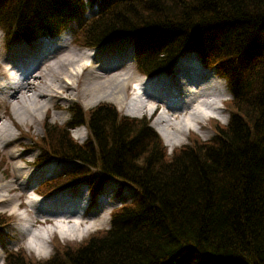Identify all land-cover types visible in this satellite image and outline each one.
Returning <instances> with one entry per match:
<instances>
[{
	"label": "trees",
	"instance_id": "16d2710c",
	"mask_svg": "<svg viewBox=\"0 0 264 264\" xmlns=\"http://www.w3.org/2000/svg\"><path fill=\"white\" fill-rule=\"evenodd\" d=\"M94 1L100 15L85 20L83 0H0V27L9 38L71 28L88 47L133 33L149 73L198 49L228 80L232 116L211 140L194 136L170 155L146 119L74 105L68 126L47 124L38 140L41 160L78 163L55 186L84 180L97 190L115 176L140 197L83 244L43 262L12 252L7 264H264V0ZM82 124L90 136L80 144L69 130Z\"/></svg>",
	"mask_w": 264,
	"mask_h": 264
},
{
	"label": "bare ground",
	"instance_id": "6f19581e",
	"mask_svg": "<svg viewBox=\"0 0 264 264\" xmlns=\"http://www.w3.org/2000/svg\"><path fill=\"white\" fill-rule=\"evenodd\" d=\"M69 7L71 8L69 14L73 16L76 12L75 3L72 1ZM156 40L157 38H154L152 41ZM149 43L150 41L147 44ZM36 52L39 53V50ZM96 54L97 52L68 48L55 56L53 62L43 58H35L36 55L33 54L32 63L34 66L30 63L24 67L25 69L15 65L29 58H24V55L15 58L4 54V59L0 60L2 96L11 92L8 99L15 102L13 105L14 115L19 121L26 118V121H33V119L39 121L41 116H38L42 113L43 108L47 109L53 99L56 101L59 97H67L68 93L77 91L84 78V85L80 92L83 95H91L93 103L104 100L112 101L131 116H140L147 111H152L155 106L159 107L156 113H158L161 123H166V127L165 125L158 126V131L168 144H177L190 129L199 131L200 129L195 125L206 121L211 113L218 119H225L221 112L214 113V106L223 99V93L216 84L218 75L215 74L214 69L201 70L202 68L195 59L188 61L184 59L178 63V67L188 65V75L192 76H186L189 81L180 83L181 90L177 89L173 92L170 84L163 81L145 82L148 83V88L142 90L141 105L126 108L125 92L130 83L136 79L134 72L118 70L120 67L118 63L121 61L120 56L114 58L113 63L108 64L105 60L108 59V55H103L97 59ZM35 64L40 68L30 69L35 67ZM23 75H28L29 81L23 80ZM41 82L45 83L39 87V90H36ZM30 92L35 93L33 100L30 97L28 100L26 99V95ZM23 97L25 99L20 101ZM0 99L2 98L0 97ZM39 99H42V105L38 103ZM55 104L57 103L55 102ZM89 105L91 106V102ZM173 117L178 118L176 127H172L170 123V119ZM2 125L0 126V149L4 145L12 144L11 140L15 138V133L5 129L4 123ZM54 166L56 165L52 163L45 168L27 169L24 165L17 164L15 167L19 173L16 179L9 183H0V209L7 208L12 213H17L18 210L28 207L25 210V220L30 224L28 235L36 245L33 246L31 243L29 246L27 244V247L34 248L33 250L40 256L45 255L44 248L48 252L47 236L50 237L54 232L58 233L59 231L65 238H74L97 228V216L86 217L82 212L83 207L78 204L76 199H73L74 195L71 194V191L65 194L62 192L44 200L22 201L27 191L40 181L39 178L42 173ZM35 205L39 206L41 210L29 208H34ZM102 211L103 218L107 219L108 207L102 208ZM57 219H61L64 224L56 226L54 221ZM87 222L89 223L84 226ZM37 226H46V228L36 234ZM38 238L42 239L43 242H38ZM0 261L2 262L1 258Z\"/></svg>",
	"mask_w": 264,
	"mask_h": 264
},
{
	"label": "rangeland",
	"instance_id": "374dc122",
	"mask_svg": "<svg viewBox=\"0 0 264 264\" xmlns=\"http://www.w3.org/2000/svg\"><path fill=\"white\" fill-rule=\"evenodd\" d=\"M73 36L71 34H63L61 37L59 38H54V39H48V38H41L38 41H36L35 43L32 44L33 48H36L38 46L41 47H45L43 54L45 55L50 61L53 62V59L55 58V56H58L60 52H63V50H66L68 48H77L78 46H76V44L73 42ZM75 44V45H74ZM79 48V47H78ZM77 48V49H78ZM113 49V48H111ZM81 51H85L84 48H80ZM123 51L121 52L118 49H114V52H118L119 54H122V56L126 53V49H122ZM25 51V48H19L18 46L16 48L12 47V48H8V45H6L5 42V35L4 32L2 30H0V60L4 59V54L5 55H14L15 58H18V55L23 54ZM58 53V54H57ZM100 55L101 54H108L106 52L100 53L98 52ZM3 54V55H2ZM99 54L96 55V58H98ZM126 61L124 62V66L131 69L129 64H125ZM133 65V69H134V63H132ZM0 67H1V63H0ZM1 74V72H0ZM84 81V78L82 79ZM81 81L79 84V87L77 89V91H73L68 93L67 97H59L56 101L53 99L52 102L49 104V107L47 109L43 108L42 113L38 116H41V119L39 121H37L36 119H33V121H26V119H24L23 121H19V119L16 117V115H14V110H13V105L15 102H12L10 99H8L7 101L9 102V106L8 105H1L0 104V126H3L2 124L4 123L6 125L5 129L9 130V131H13L15 133V138H13V140H11L12 144H7V146L1 147L0 149V156L5 158L7 163L5 164V167L0 170V183H9L11 180L16 179L19 171L16 170V165L17 164H22L24 165L27 169H35L38 168L37 166L40 165L41 163H44L45 161L41 160L40 157V153L43 152V148H36L35 147V143L36 140L38 138L43 137L44 135V123L45 120L47 119L46 115L47 112L49 111L50 114V124H54V125H58L59 127L66 125L70 119H71V108L74 105L80 104L82 106H84L85 109L91 110L92 108L98 106L101 103H107V104H112L116 107V109H118L121 113H124V110H121L118 105L112 101H101V102H97V103H93L92 97L91 95H83L80 91L83 88L84 82ZM43 83L45 82H41L40 85H38V87L36 88V90H39V87L43 85ZM216 84L218 85V89H220L223 93V98H231V91L228 87V84L226 82L225 79L221 78V77H217L216 80ZM131 85H129L126 89L125 92V101L127 99V97L130 95L131 92ZM10 93L6 94V97L9 98ZM35 95V93L30 92L29 94L26 95V99L28 100L29 97L31 98V100H33V96ZM127 96V97H126ZM25 98L23 97L22 99H20V101L24 100ZM40 103V105H42V99L38 100ZM55 102L57 104H55ZM91 102V106L89 105ZM35 104V103H34ZM12 105V107H11ZM9 115L6 116L5 115ZM5 115V116H4ZM158 115V113H155V115L153 117H150V111H147L145 113H143L140 116H136V117H145L148 121H151L152 124H154L155 122V118ZM225 119H221L219 121L220 124H227L229 122L230 116H231V112L228 109V112L225 113L224 115ZM26 117V116H25ZM154 120V122H153ZM213 121L210 120H206V122L204 121L203 124L204 127H202V124H198V127H202V129H200L199 131H195L194 129H190L188 130L184 136L182 137L181 141H179L177 144H168L165 140V138L162 136V134L160 133V131L158 132L160 134V136L162 137L163 142L166 144L167 148H168V154L171 155V153L173 151H175L174 149H179L181 147H183L184 145L190 144L192 141V137L194 136H198L201 140H209L212 139L215 136V131L213 128ZM218 121V120H217ZM178 122V118L173 117L172 119H170V123L172 124V127H176ZM161 127L163 125H165L166 127V123L162 122L161 124V119L159 120L158 118V126ZM196 126V125H195ZM69 132L71 133V136L78 142H85L88 140V129L84 128V127H78L77 129H70ZM55 164H58L59 166H54L51 167L48 171L45 170V172H43L44 174L39 178V180H43L44 178H46L49 174H51L52 172L54 173H58L61 174L63 172L69 171V169L71 168V164H61V162H59V160H54L53 161ZM64 170V171H63ZM7 171V172H5ZM96 171V168L93 169V172ZM40 181H38V183L40 184ZM38 183H36L34 186H32L31 188L35 187ZM108 187L106 186V188H104V191H106L107 193L109 192V190L113 189V192L110 194L111 196V201L110 202H114L115 201V206H120L121 203H123L121 201L120 198H115L113 196L114 192H115V188H118L117 185L112 184V183H107ZM82 187V188H81ZM30 188V189H31ZM83 186L81 185H77L75 188L72 189H67L71 191V194H76L79 193V195H81V198L84 199V190H83ZM69 191V192H70ZM7 193V192H4ZM9 194V193H8ZM127 195H129L128 193H125ZM10 195V194H9ZM130 196V195H129ZM45 198V197H44ZM71 198H73L71 196ZM78 198H80L78 196ZM75 199V198H73ZM25 202H28V198L26 196L23 197V200ZM30 209L32 207H29ZM3 209V210H2ZM28 207H26L27 210ZM6 210V211H5ZM19 211V210H18ZM99 211V209L97 210ZM14 214V215H12ZM18 214L20 213H12V211H10L7 208H1L0 209V222H4L5 219L9 216H13V222L11 224H9L6 228H4L3 230H0V257L2 256V254H5L6 252L10 251V250H16L18 251L21 255L27 257L29 260H32L34 262H40V261H44L47 260L49 258H51L53 256V254L55 253L56 250V245H55V240L59 239V243L60 245H62V247L64 248H75L77 245L79 244H83L84 242H86L94 233L100 231V230H104L110 227V221L111 218L110 216H108V218H103L102 216L97 217V228L93 231H90L88 233H86L83 237L82 236H76L74 238H61L59 235H53L50 239L48 240L46 246L48 247L49 252L46 251V248H44L45 250V255L40 256L37 255L36 252L33 250L34 248H29L27 247V243H28V236L26 237L23 233H21V226L23 223L21 222L20 218L21 216L18 217ZM91 214H86V217H91ZM63 222V221H62ZM64 224L63 223H59V225ZM44 228H46V226H37V229L35 230V233L38 234L39 231H43ZM39 237H41V235H39ZM56 238V239H55ZM38 242L42 243L43 240H39L37 239ZM33 242V240H30ZM30 244H28L29 246ZM33 246H35V244H33ZM63 249V248H62ZM2 259V258H1ZM0 264H7L5 261L1 262Z\"/></svg>",
	"mask_w": 264,
	"mask_h": 264
}]
</instances>
